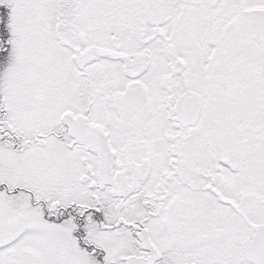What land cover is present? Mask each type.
I'll return each instance as SVG.
<instances>
[{
  "label": "snow or ice",
  "instance_id": "snow-or-ice-1",
  "mask_svg": "<svg viewBox=\"0 0 264 264\" xmlns=\"http://www.w3.org/2000/svg\"><path fill=\"white\" fill-rule=\"evenodd\" d=\"M0 264H264V0H0Z\"/></svg>",
  "mask_w": 264,
  "mask_h": 264
}]
</instances>
